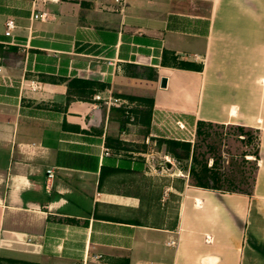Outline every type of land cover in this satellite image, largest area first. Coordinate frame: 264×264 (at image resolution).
<instances>
[{
    "label": "crops",
    "instance_id": "0c3cea01",
    "mask_svg": "<svg viewBox=\"0 0 264 264\" xmlns=\"http://www.w3.org/2000/svg\"><path fill=\"white\" fill-rule=\"evenodd\" d=\"M159 111L259 131L252 191L160 185ZM84 262L264 264V0H0V264Z\"/></svg>",
    "mask_w": 264,
    "mask_h": 264
},
{
    "label": "rangeland",
    "instance_id": "374dc122",
    "mask_svg": "<svg viewBox=\"0 0 264 264\" xmlns=\"http://www.w3.org/2000/svg\"><path fill=\"white\" fill-rule=\"evenodd\" d=\"M256 137L257 133L254 134L253 140H249L246 136H240L233 126L213 124L206 127L205 134L200 137L196 127L195 142L191 146L192 149H195L201 162L207 163L208 167L213 166L216 162V168L226 173L227 179L222 183L224 189L248 192L253 188L257 166L255 157L252 155L259 144ZM154 161H158L156 164L163 173L160 185L171 182L172 179L182 181L189 175L188 171L179 169L180 165L184 166L185 163L181 164L167 155L164 148L158 147ZM165 162L172 163V169H167L164 165ZM188 165L190 166V163ZM151 197H156L155 192Z\"/></svg>",
    "mask_w": 264,
    "mask_h": 264
},
{
    "label": "trees",
    "instance_id": "16d2710c",
    "mask_svg": "<svg viewBox=\"0 0 264 264\" xmlns=\"http://www.w3.org/2000/svg\"><path fill=\"white\" fill-rule=\"evenodd\" d=\"M137 76H140V74H137ZM142 76V75H141ZM78 83H80V86H77ZM92 82L84 81V80H73L69 82V93H70V87H74L76 89H79V92L82 94V90H84L85 87L91 86ZM96 86H98V83H94ZM81 90V91H80ZM123 114L126 115V122L130 120V111L123 110ZM134 119L137 121L138 118L140 119V122L145 126L146 128H149L150 126V120H151V113L144 112L141 114H137L133 112ZM139 115V116H138ZM213 124L206 123L199 121L197 124V134L198 136H202L205 134L206 127H210ZM236 128V130L240 133V136H246L249 140H253V136L255 133H257V141H259V131H255L250 128L242 127V126H233ZM158 147L164 148L167 155H170L172 158L177 160L179 163H185L184 166L180 165L179 169L180 171H188L189 178H190V185L195 187H201L205 189L210 190H218V191H226V192H234V193H250L252 189L248 192L240 191V190H228L224 189L222 183L226 181L227 176L224 171H221L216 168V162L213 166L208 167L207 163H203L199 160L198 155L196 154L195 149H192L191 144L174 141V140H167V139H158L157 140ZM259 144L257 145L256 151L252 154L255 157V161L257 162L255 175L258 171V163H259ZM190 163V166L188 165ZM254 182H255V176H254ZM254 184V183H253ZM174 198H177L175 195H173Z\"/></svg>",
    "mask_w": 264,
    "mask_h": 264
},
{
    "label": "built area",
    "instance_id": "2783aa9c",
    "mask_svg": "<svg viewBox=\"0 0 264 264\" xmlns=\"http://www.w3.org/2000/svg\"><path fill=\"white\" fill-rule=\"evenodd\" d=\"M119 1V0H118ZM39 16H35V19H37ZM43 17V16H41ZM15 21L12 19H9L6 22V32L5 36L12 37V32L15 29ZM96 100H101L100 96L95 97ZM123 100L119 98H113L110 96L108 99V102L111 104L112 102L115 103H122ZM153 125L156 127V129L159 131V135L156 134V136L160 138H164L167 140H174L189 144H194L195 138H196V128L190 127L179 114L169 111H159L157 115L154 116ZM108 154V152H107ZM49 178L53 176V170L47 171ZM209 240V239H208ZM170 246H175L176 242L171 241L168 243ZM94 259H99L101 256H92ZM86 260V259H85ZM85 264V262H84Z\"/></svg>",
    "mask_w": 264,
    "mask_h": 264
},
{
    "label": "water",
    "instance_id": "95a60500",
    "mask_svg": "<svg viewBox=\"0 0 264 264\" xmlns=\"http://www.w3.org/2000/svg\"><path fill=\"white\" fill-rule=\"evenodd\" d=\"M166 86H167V79L162 78L161 79V87L166 88ZM164 164L168 169H172V167H173L172 163H170V162H165Z\"/></svg>",
    "mask_w": 264,
    "mask_h": 264
}]
</instances>
